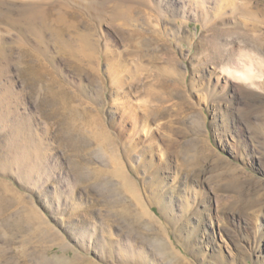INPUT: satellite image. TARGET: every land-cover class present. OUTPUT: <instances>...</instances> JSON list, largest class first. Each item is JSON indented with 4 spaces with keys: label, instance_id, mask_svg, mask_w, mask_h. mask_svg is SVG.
<instances>
[{
    "label": "rangeland",
    "instance_id": "1",
    "mask_svg": "<svg viewBox=\"0 0 264 264\" xmlns=\"http://www.w3.org/2000/svg\"><path fill=\"white\" fill-rule=\"evenodd\" d=\"M241 48L264 0H0V264H264Z\"/></svg>",
    "mask_w": 264,
    "mask_h": 264
},
{
    "label": "clouds",
    "instance_id": "2",
    "mask_svg": "<svg viewBox=\"0 0 264 264\" xmlns=\"http://www.w3.org/2000/svg\"><path fill=\"white\" fill-rule=\"evenodd\" d=\"M219 72L238 87L251 91L264 89V55L249 56L240 51L228 62L219 66Z\"/></svg>",
    "mask_w": 264,
    "mask_h": 264
},
{
    "label": "bare ground",
    "instance_id": "3",
    "mask_svg": "<svg viewBox=\"0 0 264 264\" xmlns=\"http://www.w3.org/2000/svg\"><path fill=\"white\" fill-rule=\"evenodd\" d=\"M34 16V15H33ZM30 17H32V15L30 16ZM31 25V24H30ZM15 131V130H14ZM4 196H2V195H0V215H1V213L4 211V209H6V206L4 205L5 204V197L3 198ZM21 201V200H20ZM24 207V206H23ZM30 211V210H29ZM31 212V211H30ZM27 214V213H26ZM26 214H25V216H26ZM27 217V216H26ZM24 219H25V217H24ZM23 219V220H24ZM34 219H35V217H34ZM23 220H22V222H23ZM30 220V222H32V220H33V218H32V220H31V218L29 219V217H28V219L26 218L25 219V223L27 224V222L26 221H29ZM24 223V222H23ZM3 225V224H2ZM30 225V224H29ZM20 225H19V223H18V227H16L17 229H20V227H19ZM25 226V225H24ZM24 226H22V227H24ZM38 227V226H37ZM36 227V229H34L33 230V227H32V230L33 231H31L30 233V236H29V240L31 239L32 240V238H34L35 237V235H38V228ZM42 227V226H41ZM51 227V226H50ZM50 227H49V229H50ZM26 229V228H25ZM41 229V228H40ZM28 230H30L29 228H28ZM41 231V230H40ZM43 231V230H42ZM46 231V230H45ZM52 232V231H51ZM46 234V233H45ZM48 234V233H47ZM53 234V233H52ZM43 235V234H42ZM42 235H40V236H42ZM18 236V235H17ZM59 238V237H58ZM39 239V238H38ZM47 239H48V237H47ZM50 240L52 239V237L51 238H49ZM54 239H56L55 237H54ZM24 240H26V237H25V239ZM58 240V239H57ZM39 241V240H38ZM37 241V242H38ZM46 241V240H45ZM48 241V240H47ZM25 242V241H24ZM27 242H29V241H27ZM26 242V243H27ZM33 242V241H32ZM32 242L31 243H29V246H30V244H32ZM57 242H59V241H57ZM12 243V242H11ZM60 243H62V242H60ZM59 243V244H60ZM63 244V243H62ZM32 245H34V242H33V244ZM32 245H31V247H32ZM47 244H45L44 246H46ZM48 246H49V244H48ZM65 246V245H64ZM27 247V246H26ZM30 247V248H31ZM35 247H37V245H35ZM35 247L33 246V248L35 249ZM66 247V246H65ZM26 249V248H25ZM38 249V248H37ZM64 249V248H63ZM29 250V249H28ZM26 251H27V249H26ZM35 251V250H34ZM33 251V252H34ZM38 251H36L34 254H37L38 255V253H37ZM29 253V252H28ZM30 254V253H29ZM39 254H41V253H39ZM23 255H25V251H23ZM26 255H27V252H26ZM19 256V255H18ZM41 256V255H40ZM40 258V257H39ZM44 259V258H43ZM39 260H42V258L41 259H39ZM31 262V261H30ZM41 262V261H40ZM44 262V261H43ZM48 262H49V260H48ZM51 262V261H50ZM23 264H25V263H23ZM47 264H49V263H47ZM62 264V263H61ZM67 264V263H66Z\"/></svg>",
    "mask_w": 264,
    "mask_h": 264
}]
</instances>
